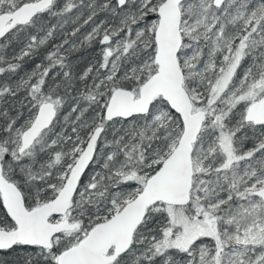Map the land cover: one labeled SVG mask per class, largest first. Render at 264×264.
I'll list each match as a JSON object with an SVG mask.
<instances>
[{
  "label": "snow or ice",
  "instance_id": "1",
  "mask_svg": "<svg viewBox=\"0 0 264 264\" xmlns=\"http://www.w3.org/2000/svg\"><path fill=\"white\" fill-rule=\"evenodd\" d=\"M0 264H264V0H0Z\"/></svg>",
  "mask_w": 264,
  "mask_h": 264
},
{
  "label": "rangeland",
  "instance_id": "2",
  "mask_svg": "<svg viewBox=\"0 0 264 264\" xmlns=\"http://www.w3.org/2000/svg\"><path fill=\"white\" fill-rule=\"evenodd\" d=\"M86 52H88L87 55H89L90 58H91L92 55H94V50H88Z\"/></svg>",
  "mask_w": 264,
  "mask_h": 264
},
{
  "label": "trees",
  "instance_id": "3",
  "mask_svg": "<svg viewBox=\"0 0 264 264\" xmlns=\"http://www.w3.org/2000/svg\"><path fill=\"white\" fill-rule=\"evenodd\" d=\"M87 53L88 52H83V53H81L80 55H82V56H86V57H88L89 59H90V56L89 55H87ZM87 63V60L85 61V64ZM83 66V65H82Z\"/></svg>",
  "mask_w": 264,
  "mask_h": 264
}]
</instances>
